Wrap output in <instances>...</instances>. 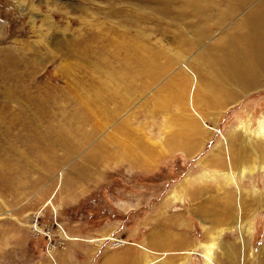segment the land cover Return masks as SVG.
Returning <instances> with one entry per match:
<instances>
[{
    "label": "rangeland",
    "instance_id": "rangeland-1",
    "mask_svg": "<svg viewBox=\"0 0 264 264\" xmlns=\"http://www.w3.org/2000/svg\"><path fill=\"white\" fill-rule=\"evenodd\" d=\"M213 2L0 0V120L18 118L0 140V264H89L113 223L126 237L127 187L161 197L209 156L234 223L161 264H264V78L222 98L187 67L207 68L195 29L232 26Z\"/></svg>",
    "mask_w": 264,
    "mask_h": 264
},
{
    "label": "crops",
    "instance_id": "crops-1",
    "mask_svg": "<svg viewBox=\"0 0 264 264\" xmlns=\"http://www.w3.org/2000/svg\"><path fill=\"white\" fill-rule=\"evenodd\" d=\"M204 158L161 197L157 193L148 196L146 189L150 186L142 183L134 182V186L127 187L126 199L115 205L126 213L122 221L126 228L124 238L132 243L108 251L91 241L96 249L89 264H161L166 260L174 263L188 251L200 253L206 239L232 226L235 216L227 201L232 193L225 169L215 163L216 159L222 160ZM111 226L115 231V224ZM112 229L105 231L112 233ZM158 254L171 257L162 258Z\"/></svg>",
    "mask_w": 264,
    "mask_h": 264
},
{
    "label": "bare ground",
    "instance_id": "bare-ground-1",
    "mask_svg": "<svg viewBox=\"0 0 264 264\" xmlns=\"http://www.w3.org/2000/svg\"><path fill=\"white\" fill-rule=\"evenodd\" d=\"M209 4L206 5V11L207 8H210ZM214 4H217L216 7L219 10V15L217 17L212 16L209 19L212 18L217 28L228 21L231 22L232 26L231 28L225 29V31L223 30L222 34L218 36L212 34L213 30L210 28L203 27L195 29L192 42L200 44L202 42L201 40L204 39L210 41L207 43V46H204L200 54V58L207 63V68L195 65L187 67H189V70L194 74H207V77L211 81L207 79L206 84L208 87H211L213 94L219 95L222 98L224 96L232 97V93H230L232 90H229L230 88H251L258 84L261 78H264V0H227L225 5H221L222 3L218 2H213V5ZM194 6L195 10L199 11V5L194 4ZM200 14L203 13L201 12ZM204 14L206 15V12ZM198 61L199 60L195 59L194 62L200 65L201 62ZM9 62L11 61L6 60L2 62V66H6ZM144 63L148 62L143 61V64ZM145 66L146 64H144V67ZM0 71H2L0 75H6L4 72L5 70L2 69ZM183 72L184 71H182V73ZM174 86L180 91L178 83H174ZM250 90L252 91V89ZM234 97L235 96L232 98ZM109 100L110 97H107L103 102ZM209 103H211V101L207 99L201 101L202 105H208ZM20 109L23 111L20 113L24 114V121L27 122L26 124L30 129L27 131L29 132L28 135L32 134V131H35V134L40 139H44L47 132L42 131V129L38 128V125L32 123L31 118L27 116L29 114L27 109L26 111L22 108ZM17 120L18 118L14 119L12 115L8 123L6 120H0V125H7L5 130H1L0 128V140H4L8 134L11 135L10 133L12 130L9 133L10 127L15 125ZM65 134L66 132H63L62 136H66ZM256 148L261 149L259 145L256 146ZM223 165L226 166V163L224 162Z\"/></svg>",
    "mask_w": 264,
    "mask_h": 264
},
{
    "label": "built area",
    "instance_id": "built-area-1",
    "mask_svg": "<svg viewBox=\"0 0 264 264\" xmlns=\"http://www.w3.org/2000/svg\"><path fill=\"white\" fill-rule=\"evenodd\" d=\"M96 239L102 240L101 243L99 242L100 245L105 246V247H109V248H117L119 246H122L124 244H127V241H126L125 238L120 237V236H117V235H113L112 233L109 234L106 237H97V238H94L95 241H98Z\"/></svg>",
    "mask_w": 264,
    "mask_h": 264
}]
</instances>
